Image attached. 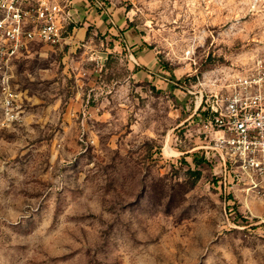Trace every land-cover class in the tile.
Segmentation results:
<instances>
[{"label": "rangeland", "instance_id": "obj_1", "mask_svg": "<svg viewBox=\"0 0 264 264\" xmlns=\"http://www.w3.org/2000/svg\"><path fill=\"white\" fill-rule=\"evenodd\" d=\"M102 1L152 73L81 19L84 46L14 61L0 80V264H264V197L194 161L200 95L264 59V0Z\"/></svg>", "mask_w": 264, "mask_h": 264}, {"label": "built area", "instance_id": "obj_2", "mask_svg": "<svg viewBox=\"0 0 264 264\" xmlns=\"http://www.w3.org/2000/svg\"><path fill=\"white\" fill-rule=\"evenodd\" d=\"M101 1L89 2L103 10ZM74 24L69 0H0V80L11 77L14 59L32 44L60 46ZM2 92L11 113L16 94L3 86ZM199 108L203 141L197 150L203 159L213 160L222 179L231 177L245 195L264 197V59L234 75L224 95H200ZM225 185L229 193L232 186Z\"/></svg>", "mask_w": 264, "mask_h": 264}, {"label": "crops", "instance_id": "obj_3", "mask_svg": "<svg viewBox=\"0 0 264 264\" xmlns=\"http://www.w3.org/2000/svg\"><path fill=\"white\" fill-rule=\"evenodd\" d=\"M70 1V13L75 22L74 26H70L67 28V33L64 38V42L60 46H50L44 43H34L30 48H34V46H41L42 48H48L53 52L64 54H70L74 52V50L79 49L81 46H84L82 43L84 42V37L86 33V28L77 29V21L83 20L85 21V25H92L98 32H102L103 34L107 33V35L111 36V39L115 45H122L123 50L126 49L130 56V61L133 63V67L135 72L144 70L146 71L147 66H154V57L150 50L143 49L142 46V38L138 36H132L130 33L132 28L128 30H123L127 28L124 22L119 18L118 12H113L110 14V11L105 5V9L96 10L95 5L90 3V0H69ZM111 16V18H110ZM125 21V20H124ZM132 42H131V40ZM125 47V48H124ZM28 50L26 54H28L31 50ZM64 50L66 51L64 53ZM23 56V55H21ZM19 57V56H18ZM17 57V58H18ZM16 58V59H17ZM14 59V61L16 60ZM13 61V64H14ZM150 69V68H149ZM147 72L151 74L152 72L147 69Z\"/></svg>", "mask_w": 264, "mask_h": 264}, {"label": "trees", "instance_id": "obj_4", "mask_svg": "<svg viewBox=\"0 0 264 264\" xmlns=\"http://www.w3.org/2000/svg\"><path fill=\"white\" fill-rule=\"evenodd\" d=\"M199 153V152H198ZM195 159V160H194ZM194 161H200V162H202V163H204V164H206V161L203 159V157H202V155L199 153V157H198V159H197V156L195 155L194 156ZM230 195V193H227V197H226V202L228 203V202H233V198H232V196H229ZM233 204H234V202H233ZM230 205H232V204H227V206H230Z\"/></svg>", "mask_w": 264, "mask_h": 264}]
</instances>
